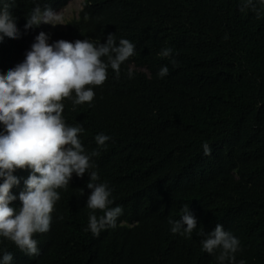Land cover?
Masks as SVG:
<instances>
[{
  "label": "trees",
  "instance_id": "1",
  "mask_svg": "<svg viewBox=\"0 0 264 264\" xmlns=\"http://www.w3.org/2000/svg\"><path fill=\"white\" fill-rule=\"evenodd\" d=\"M71 1L45 3L59 11ZM34 6L16 2L22 35L0 44L5 74L46 33L41 25L24 31ZM108 33L132 42L135 55L118 78L109 69L105 82L92 86L90 104L73 108L65 98L63 116L83 125L82 144L99 153L94 170L123 214L115 228L85 231L89 177L73 174L57 189L49 231L34 234L39 253L26 255L3 238L0 249L13 253V264H218V253L201 250L195 230L191 238L170 231L169 218L179 219L188 204L197 228L222 224L239 238L236 264H264V14L241 11L240 0H84L78 17L49 43H103ZM164 47L173 49L171 57L159 55ZM163 65L169 72L160 78ZM101 132L111 137L105 146L94 139ZM14 174L18 197L29 170Z\"/></svg>",
  "mask_w": 264,
  "mask_h": 264
},
{
  "label": "clouds",
  "instance_id": "2",
  "mask_svg": "<svg viewBox=\"0 0 264 264\" xmlns=\"http://www.w3.org/2000/svg\"><path fill=\"white\" fill-rule=\"evenodd\" d=\"M16 2L0 0V44L5 38L18 39L22 35L19 18L13 11ZM33 3L35 6L25 16V32L41 24H63L60 12L45 0ZM240 4L241 11L251 8L257 18L264 14V0H240ZM49 40L50 36L41 31L22 62L6 74L0 71V238L13 242L29 256L39 253L34 234L49 231L54 205L60 199L57 189L68 186L73 174L82 178L87 173L89 177L87 188L91 191L86 207L90 211L85 231L99 235L106 228H115L123 214L121 205L112 206V188L107 182H100L94 170L92 158L99 153L86 152L80 139L85 129L82 124L66 122L62 101L70 99L73 108L90 104L95 96L92 86L102 85L109 69L118 78L121 65L135 55V45L124 38L117 42L113 33H108L103 43L90 38L74 42ZM172 53V48L164 47L159 55L168 58ZM168 72V66L163 65L157 75L163 78ZM128 77H133L131 69ZM94 139L98 146H105L111 137L101 132ZM202 148L205 156L211 154L207 142ZM18 169H28L29 175L17 197L11 190L21 183L14 174ZM17 199L21 202L19 207L12 205ZM97 210L102 214L98 216ZM181 212L179 219L168 220L173 234L191 238L195 230L202 238V251L218 253V264H236V253L240 251L237 236L222 224L208 232L197 228L188 204L181 207ZM13 261L12 252L0 249V264Z\"/></svg>",
  "mask_w": 264,
  "mask_h": 264
},
{
  "label": "rangeland",
  "instance_id": "3",
  "mask_svg": "<svg viewBox=\"0 0 264 264\" xmlns=\"http://www.w3.org/2000/svg\"><path fill=\"white\" fill-rule=\"evenodd\" d=\"M84 4V0H72L69 5L57 12H60L63 20V24L58 25H50V24H41L42 28L46 30V34L51 35L55 31H61L66 29V25L69 21L72 19H75L78 17L79 12L81 11Z\"/></svg>",
  "mask_w": 264,
  "mask_h": 264
}]
</instances>
